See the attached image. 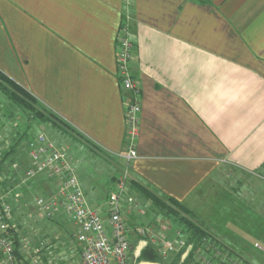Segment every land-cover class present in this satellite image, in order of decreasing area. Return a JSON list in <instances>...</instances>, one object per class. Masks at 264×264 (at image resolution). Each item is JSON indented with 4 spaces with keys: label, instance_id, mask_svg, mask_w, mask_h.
<instances>
[{
    "label": "crops",
    "instance_id": "obj_1",
    "mask_svg": "<svg viewBox=\"0 0 264 264\" xmlns=\"http://www.w3.org/2000/svg\"><path fill=\"white\" fill-rule=\"evenodd\" d=\"M128 14L142 106L133 182L195 214L190 182L223 164L264 166V0H0V71L120 159L131 93L118 77L117 36ZM81 184L91 206L105 207L103 189ZM54 189L36 179L28 194ZM53 219L71 222L65 259L79 264L75 225L64 212Z\"/></svg>",
    "mask_w": 264,
    "mask_h": 264
},
{
    "label": "built area",
    "instance_id": "obj_2",
    "mask_svg": "<svg viewBox=\"0 0 264 264\" xmlns=\"http://www.w3.org/2000/svg\"><path fill=\"white\" fill-rule=\"evenodd\" d=\"M124 2L128 6L131 4V0ZM133 52L131 18L128 14L123 17L117 36L118 77L124 90L131 93L126 104V152L121 155L125 168L104 209L94 208L88 202L72 155L40 133L27 144L29 166L21 178V184L26 187L35 179L50 180L55 184L50 195L36 198L40 216L53 219L61 212L66 213L76 227L79 264H259L212 235L199 241H188L180 229H172L166 223L131 226L124 219L122 202L125 198L133 201L128 196L127 177L133 161L138 157L136 143L142 110L141 89L133 78L131 68ZM13 168L19 170L21 165L14 163ZM16 191L5 190L0 184V264H42L40 255L35 260L30 259L28 250H22L23 244L21 252L24 258L20 259L16 252V237L20 238L12 205V199L19 193L16 194ZM141 241L146 246L150 243L154 245L162 260H141L142 252H134L136 244ZM25 244L29 242L25 241ZM256 247L262 250L260 245L256 244ZM38 252L35 250L34 253ZM47 264L57 262L51 258Z\"/></svg>",
    "mask_w": 264,
    "mask_h": 264
},
{
    "label": "rangeland",
    "instance_id": "obj_3",
    "mask_svg": "<svg viewBox=\"0 0 264 264\" xmlns=\"http://www.w3.org/2000/svg\"><path fill=\"white\" fill-rule=\"evenodd\" d=\"M11 110L10 103L0 94V143L6 147L18 138L19 131L23 129L22 125L27 122L22 115L12 117L9 113ZM34 125L32 131L34 136L44 133L58 147L66 149L74 158L77 157L75 159L78 163L77 170L84 185L103 189L102 194L107 201L108 195L115 189L117 181L124 173L125 165L122 158H113L95 148L94 152L87 151L86 145L77 138L68 136L52 126ZM28 142H21L15 154L17 160L13 165L19 163L21 169H14L8 160L5 162V169L0 172V181L5 182L6 187L16 189V194L19 191L18 196L12 199V205L23 244L22 250H28L31 260H35L36 256L40 255L42 264H47L51 258L57 264H67L66 251L70 253L74 250L69 248L74 239L71 222L68 219H60L58 223L56 219L41 217L36 205V198L40 196L41 191L36 190L28 194V187L21 184L24 170L28 167L26 153ZM3 148L0 147V158ZM219 172V176L214 173L205 176L206 178L199 182L198 179L190 182L194 187L193 191L188 193L186 204L194 211V220L213 231L209 232L210 235L242 252L256 263L262 264L264 262V166L256 173H248L223 164ZM133 181L130 169L127 187L128 196L132 197L133 201L129 202L126 198L123 200L124 219L128 223L137 225L166 223L170 228H175L172 221L163 218L152 201L136 189ZM48 185L46 184V187ZM50 186L52 187V184ZM143 186L159 195L147 186ZM25 241L29 244L26 245ZM256 244L260 245L262 250L258 249ZM62 249L65 254L60 253ZM32 250L39 252L34 253ZM74 256L71 257L73 263V259H76Z\"/></svg>",
    "mask_w": 264,
    "mask_h": 264
},
{
    "label": "trees",
    "instance_id": "obj_4",
    "mask_svg": "<svg viewBox=\"0 0 264 264\" xmlns=\"http://www.w3.org/2000/svg\"><path fill=\"white\" fill-rule=\"evenodd\" d=\"M0 94L10 103L13 111L11 110L9 113L12 117L15 115H22L25 117V119H27L26 124L22 125L23 129L19 131L20 133L18 138L13 140L9 144V147H6L3 143H0V147H4L1 151L0 172L5 169V162L8 160L13 166V162L17 160L15 154L21 142H28L36 137L32 132L35 126L34 124L39 126H52L53 128L60 130L68 136L79 139L82 144L86 145L85 149L87 151L94 152L95 148V150L103 152L98 148L97 145L77 132L70 124H68L54 111L44 105L27 88L18 84L2 71H0ZM76 158L73 157L75 163ZM0 184L3 186V189H9L6 187L5 182L0 181ZM133 185L148 200L152 201L154 206L160 211L163 218L171 220L175 228L182 231L183 236L188 241H199L200 238L210 235L207 229L194 220V214L192 211L177 199L173 197H162L160 195H156L143 185H140L136 182H133ZM16 252L20 259L24 258V255L21 252V240L19 237H16ZM140 259L146 261L162 260L154 245L151 243L143 249Z\"/></svg>",
    "mask_w": 264,
    "mask_h": 264
},
{
    "label": "clouds",
    "instance_id": "obj_5",
    "mask_svg": "<svg viewBox=\"0 0 264 264\" xmlns=\"http://www.w3.org/2000/svg\"><path fill=\"white\" fill-rule=\"evenodd\" d=\"M143 247H146L145 242L141 241V242L137 243L134 252H136V253L142 252Z\"/></svg>",
    "mask_w": 264,
    "mask_h": 264
}]
</instances>
